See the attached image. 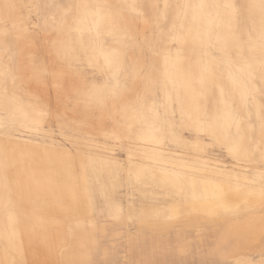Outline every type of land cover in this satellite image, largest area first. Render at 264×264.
I'll return each instance as SVG.
<instances>
[{
    "label": "snow or ice",
    "instance_id": "snow-or-ice-1",
    "mask_svg": "<svg viewBox=\"0 0 264 264\" xmlns=\"http://www.w3.org/2000/svg\"><path fill=\"white\" fill-rule=\"evenodd\" d=\"M160 9L0 0V264H186L154 257L188 253L187 230L176 244L171 231L193 216L214 237L200 264H232L216 257L257 236L262 258L235 264H264V0ZM50 85L54 112L41 102ZM209 175L220 193L212 208L197 195ZM225 185L241 203L228 202ZM33 189L66 194L62 220L45 218ZM241 214L234 235L221 219ZM125 217L141 228L124 259L110 258L115 243L95 259Z\"/></svg>",
    "mask_w": 264,
    "mask_h": 264
},
{
    "label": "rangeland",
    "instance_id": "rangeland-1",
    "mask_svg": "<svg viewBox=\"0 0 264 264\" xmlns=\"http://www.w3.org/2000/svg\"><path fill=\"white\" fill-rule=\"evenodd\" d=\"M184 1H186L187 3H207L209 1H213L215 3H245L247 2V0H109V4H132V3H137V4H144V5H148L151 6L153 4H159L161 5V11H163V5L165 3L168 4H175V3H183ZM19 2H30V0H19ZM48 2H52V0H48ZM55 2L57 3H79V0H55ZM89 2H91L89 0ZM140 11H144V9H141ZM148 11H152L150 8L148 9ZM132 15H130V19L132 18ZM144 25L143 23H141V28L143 29ZM46 58V53H41V59L44 60ZM93 71V69H89V74H91V72ZM97 75H99V73H97ZM35 85L33 86V96H35ZM0 96H2V94H0ZM25 104H29V103H35L36 101L32 98L29 97H25L24 100ZM41 102L46 105L47 109H50L51 111H55L57 109V107H59L60 105L58 104V97H57V89L55 87V85H50L49 87L43 89V94H42V99ZM61 110H63L61 108ZM49 128H51L54 124V122L52 120H48L47 121ZM115 158L117 160H122V159H126V154H120L118 152L114 153ZM221 161H224L225 163H227L228 165L231 164L230 159H224L222 158ZM256 171H259V169L257 168ZM130 195V193L127 192V190H124V193L122 195V203L123 205L126 207L128 204V196ZM137 195H141L140 193H137ZM160 204H162L163 202H165V200H163L162 198H159ZM105 219L108 221L109 224V228H111V225L114 223H117L116 221H113L111 217H105ZM203 224L206 223L205 219H195L192 218V221L190 223H185L183 220L180 221L176 227L171 231V241H174L175 243H177V238L178 235L180 236V238L182 239V233L181 230H187L188 233V239L192 241V247L191 249L188 251V253H192V263L188 264H200V261L204 258V256L202 255V250L206 249L209 245V243H211V241L213 240V236L209 235L207 229H199L196 227L197 224ZM224 225V228H226V224L223 223V221L221 222ZM118 228L120 229V231L123 233V235H120L117 237L116 240H112L110 238H104L103 234H102V244H101V251L99 252V254L97 255V260H102L104 259V251L103 248L104 247H110L113 243L116 244L117 246V255L118 258L117 260H123L124 259V255H123V251L124 249L127 247L128 245V237L130 235H135L138 231H140L141 225L138 221H135L133 219L127 218L125 217L123 219L122 222H119L117 224ZM214 231V229H213ZM112 235L111 232H109V237ZM150 242V241H149ZM140 244L143 245V236L140 237ZM138 254V253H137ZM251 254H255L253 255L254 259L253 261H259L262 257L261 254L259 253H251ZM159 255H164V253L159 254ZM159 255L155 256L154 258L157 260H163L162 258H158ZM139 257H141V255L139 254ZM217 259H223V258H219L216 257ZM232 262V264H235V260L233 259H226Z\"/></svg>",
    "mask_w": 264,
    "mask_h": 264
},
{
    "label": "bare ground",
    "instance_id": "bare-ground-1",
    "mask_svg": "<svg viewBox=\"0 0 264 264\" xmlns=\"http://www.w3.org/2000/svg\"><path fill=\"white\" fill-rule=\"evenodd\" d=\"M79 0V3H108L109 0ZM69 3V2H66ZM183 3H187L184 1ZM207 3H215L213 1H209ZM26 139V138H25ZM0 143H2V138H0ZM31 147L26 148L25 151H32ZM127 159V155H126ZM222 164H227L224 161H220ZM231 165V164H230ZM20 182L22 187L24 188V196L27 198L29 196V192L27 190V184H28V176L21 174L20 176ZM2 179H0V195H2ZM258 188V185H257ZM225 193L228 196V202L231 204H239L241 203L240 199L237 198L234 192L230 191L227 185H225L224 188ZM40 196L39 206L41 209V212L45 216L46 219H50L53 221H60L63 219L61 208H60V199L62 196L66 195L59 191H45L43 193H38L35 189H33L31 196L33 199H35L37 196ZM197 195L201 197L200 203L207 208L215 207V205L218 203L217 197L220 195L216 188V182L211 179V176L204 178L198 189H197ZM159 198H162L165 200L162 204H159L161 209L170 208L173 204V201L168 197L167 194H162L159 196ZM179 199V197H177ZM253 203L256 205L257 208V215H258V198L253 199ZM193 218L197 219L195 216ZM199 219H204L203 217H200ZM248 217L241 214L237 217H226L222 218L221 222L226 224V228L228 230H232L233 234L239 233L244 223ZM172 244H176L174 241H171ZM138 253V254H137ZM251 253H259L261 254V246L259 244V237L257 236L256 240L254 242L245 241L243 243H240L238 245L232 246L229 249V253L226 256H220L219 258L223 259H233L235 261L242 260V259H248L253 260L254 257ZM98 256H95L94 258L97 259ZM111 259L117 260L118 255L117 252L113 256L110 257ZM134 258L140 259L139 257V247L136 249V253ZM158 258H162L163 260H184L186 264L192 263V253H187L186 255L180 256L178 254H170V253H164L163 257L162 255H159Z\"/></svg>",
    "mask_w": 264,
    "mask_h": 264
}]
</instances>
